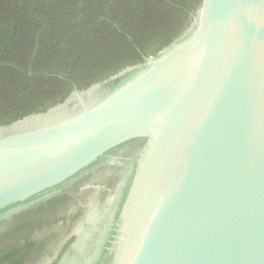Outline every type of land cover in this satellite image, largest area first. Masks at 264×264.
Segmentation results:
<instances>
[{
	"label": "water",
	"instance_id": "95a60500",
	"mask_svg": "<svg viewBox=\"0 0 264 264\" xmlns=\"http://www.w3.org/2000/svg\"><path fill=\"white\" fill-rule=\"evenodd\" d=\"M121 146L135 168L101 264H264V0H203L167 49L0 127V223ZM94 189L61 264L103 251Z\"/></svg>",
	"mask_w": 264,
	"mask_h": 264
},
{
	"label": "trees",
	"instance_id": "16d2710c",
	"mask_svg": "<svg viewBox=\"0 0 264 264\" xmlns=\"http://www.w3.org/2000/svg\"><path fill=\"white\" fill-rule=\"evenodd\" d=\"M202 1L0 0V127L46 112L77 88L167 49L191 26ZM70 199L64 192L2 220L0 264H46L68 228L59 222ZM75 239L51 264L63 261Z\"/></svg>",
	"mask_w": 264,
	"mask_h": 264
},
{
	"label": "flooded vegetation",
	"instance_id": "af4514ba",
	"mask_svg": "<svg viewBox=\"0 0 264 264\" xmlns=\"http://www.w3.org/2000/svg\"><path fill=\"white\" fill-rule=\"evenodd\" d=\"M135 147L136 146L133 144L131 150ZM131 150L127 146H121L113 150L109 156L97 162L92 168L87 170L85 176L81 177L80 184L76 190L66 192L69 196L71 195L72 199L63 204L62 208L64 209L60 215L66 216V219H62L59 223L61 227H63L65 223L68 228L62 231L64 237L61 238L59 246L55 247L54 254L48 255L46 264L53 263L55 259H57L61 248L65 246L73 236H76L75 241L69 247V251H72L73 246L78 240V235L74 231L76 226L84 222L91 212V197L95 194L94 188L97 187L100 189L97 202L104 206L102 210L108 205L106 217L104 218L106 219L108 216L109 221L110 219L111 221L108 225L109 230L105 244L107 241H110V238L108 240V236L113 224L116 225L120 214L119 211H121L120 208H122L125 202L131 175L135 168V159L128 158V155L132 152ZM107 162L111 164H107ZM113 194H115V199L111 202L110 198H112ZM21 212L22 211H19L14 214L16 215ZM111 213H113V216L110 215ZM104 218H102V220H104ZM2 225L3 224L0 226ZM105 244L103 245V251L99 252L96 258H83L81 259L82 264H101L106 254V250L104 251V249L108 246ZM61 262L59 264H61Z\"/></svg>",
	"mask_w": 264,
	"mask_h": 264
}]
</instances>
